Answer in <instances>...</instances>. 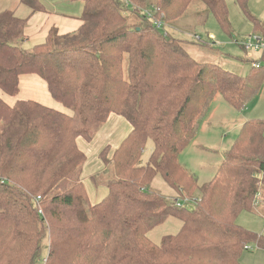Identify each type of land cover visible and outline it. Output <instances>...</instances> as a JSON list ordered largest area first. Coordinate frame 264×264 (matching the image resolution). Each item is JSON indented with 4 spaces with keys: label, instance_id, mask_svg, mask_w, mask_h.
I'll return each mask as SVG.
<instances>
[{
    "label": "trees",
    "instance_id": "16d2710c",
    "mask_svg": "<svg viewBox=\"0 0 264 264\" xmlns=\"http://www.w3.org/2000/svg\"><path fill=\"white\" fill-rule=\"evenodd\" d=\"M66 1L82 3L78 30L52 29L30 50L24 30L30 15L48 12L42 0H19L25 18L0 12V92L13 97L21 76L36 75L70 111L0 98V264H239L245 247L264 250V236L236 223L256 207L264 217V122L242 125L208 184L178 162L216 96L238 110L255 98L264 64L242 77L194 61L168 32L194 0ZM197 1L201 26L211 16L231 37L224 0ZM236 2L264 41V19ZM110 114L132 129L111 155L100 152L91 181L107 194L92 204L76 140L91 141ZM157 177L172 195L153 187ZM168 217L181 226L156 245L147 234Z\"/></svg>",
    "mask_w": 264,
    "mask_h": 264
},
{
    "label": "rangeland",
    "instance_id": "374dc122",
    "mask_svg": "<svg viewBox=\"0 0 264 264\" xmlns=\"http://www.w3.org/2000/svg\"><path fill=\"white\" fill-rule=\"evenodd\" d=\"M43 1L51 8H55L60 14L76 18L82 13L83 7L80 2ZM224 3L227 9L231 37L219 30L211 16L205 25L201 26V18L195 15V11L200 5L197 0L191 3L189 7L191 10H188L174 27L168 28V32L175 39L181 40L188 55L194 61L219 66L224 71L244 77L249 74L254 61L264 64V54L250 52L244 55L242 45L248 36L254 35L253 26L236 0H224ZM195 4L196 6L192 7ZM246 9L251 16L261 20L264 16V0H248ZM4 10L13 11L21 18H25L29 14L27 8L19 5V0H0V12ZM125 15L130 24L138 22L132 13L125 12ZM193 34H198L204 42H194ZM208 34H213L216 38L214 44L207 40L206 35ZM28 78L38 80L35 76ZM38 82L44 85L40 80ZM54 104L59 107L57 103L54 102ZM249 121L264 122V80L255 98L241 110L233 108L220 96H216L210 102L206 115L202 118L194 137L180 153L181 163L196 177L198 187L213 180L223 155L235 143L242 124ZM150 149L151 143L148 141L142 153V161L147 160ZM153 187L169 194L168 187L159 177L155 179ZM198 196L199 192L197 191L195 197ZM181 204L190 207L189 204ZM261 208L256 207L250 212L242 211L238 217L245 230L264 236V217ZM180 226L179 220L168 217L160 226L148 232V239L159 245L162 237L175 235Z\"/></svg>",
    "mask_w": 264,
    "mask_h": 264
},
{
    "label": "crops",
    "instance_id": "0c3cea01",
    "mask_svg": "<svg viewBox=\"0 0 264 264\" xmlns=\"http://www.w3.org/2000/svg\"><path fill=\"white\" fill-rule=\"evenodd\" d=\"M42 2L48 9V12L34 13L29 16L26 23V28L24 30V40L22 43V48L25 50H30L34 46L43 44L52 29H56L60 35H63L75 32L81 25L78 17L74 18L69 15L60 14L55 8H51L43 0ZM262 19H264V16ZM254 34L258 35L257 33ZM243 52L244 55H247L245 51ZM29 76L37 77V79L43 82L45 86L34 78H28ZM18 86V93L13 97L4 95L2 92H0V98L7 105L13 106L17 101H33L45 107L70 114L68 109L64 108L60 103L56 102L50 96L45 81L40 79L38 76H21L19 78ZM54 102L57 103L59 107H57ZM131 129L132 128L130 124L124 118L115 114H110L103 126L97 130L91 141L88 142L81 137L76 140L78 150L85 156V162L82 166L81 178L89 201L92 204L98 203L107 194L105 186L96 187L91 181V177L100 173L103 169V164L99 157L100 152L103 149L108 148V155H111L128 136ZM178 162L182 167H184V165L181 163L180 155L178 157ZM184 168L186 169V167ZM186 170L190 172L188 169ZM168 192L170 195L173 194L170 190ZM166 195L168 194L166 193ZM236 223L243 228L239 217H237ZM247 248L248 249L242 251L239 256V264H264V250L254 248L253 245H249Z\"/></svg>",
    "mask_w": 264,
    "mask_h": 264
},
{
    "label": "built area",
    "instance_id": "2783aa9c",
    "mask_svg": "<svg viewBox=\"0 0 264 264\" xmlns=\"http://www.w3.org/2000/svg\"><path fill=\"white\" fill-rule=\"evenodd\" d=\"M127 4H128V2L126 0H124V5L127 6ZM128 7H130V5ZM153 13H155L153 10L152 11L149 10V11L145 12V15L147 16V18H152ZM152 24L154 26H156L157 28H160V26H161V22L157 21V20H154ZM194 37H195L196 42H198V43L204 42L198 34L194 35ZM206 38L208 41L212 42L213 44L216 42V38L214 37L213 34L206 35ZM242 48L246 52V54L250 53V52L264 53V41L259 35H256V34L250 35L245 40L244 44L242 45ZM260 65L261 64L259 62L254 61L252 64V67L255 69H258L260 67ZM175 206L181 207L182 206L181 202L176 201ZM244 249L247 250L248 248L245 247Z\"/></svg>",
    "mask_w": 264,
    "mask_h": 264
}]
</instances>
